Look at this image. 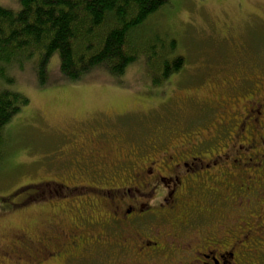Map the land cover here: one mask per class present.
<instances>
[{"label":"flooded vegetation","instance_id":"obj_1","mask_svg":"<svg viewBox=\"0 0 264 264\" xmlns=\"http://www.w3.org/2000/svg\"><path fill=\"white\" fill-rule=\"evenodd\" d=\"M232 37L219 57L231 70L203 79L214 103L201 104L200 125L59 142L62 179L35 190L71 192L72 208L53 206L35 237L9 232L0 264H67L91 251L115 264H264V45Z\"/></svg>","mask_w":264,"mask_h":264},{"label":"rangeland","instance_id":"obj_2","mask_svg":"<svg viewBox=\"0 0 264 264\" xmlns=\"http://www.w3.org/2000/svg\"><path fill=\"white\" fill-rule=\"evenodd\" d=\"M0 5L18 9L20 0H0ZM158 29L176 37V53L185 57L184 68L164 82L163 91L160 85L151 83L142 60L134 62L121 79L97 70L83 80L65 82L60 77L58 57L54 56L50 82L44 86L38 85L30 68L19 71L18 87L29 102L8 126L9 155H0V238L5 243L11 237H5L9 232H27L35 237L40 223L51 216L49 201L32 198L20 204V209L15 205L28 197L29 191L36 192L33 185L62 179L60 172L64 170L60 163L55 166L65 157L55 155L59 142L66 144L69 138L85 141L101 128L134 142L146 139L163 125L166 133L200 125L209 113L205 114L201 104L214 103L209 89L202 86L203 79H215L220 73L218 66L224 75L231 70V60H219L231 41L229 35L234 34L232 38L240 43L245 40L249 45H264V0H169L144 24L139 37L145 39ZM27 184L33 185L10 195ZM84 253L85 257L67 264L116 261L113 254L106 255L105 263L106 256Z\"/></svg>","mask_w":264,"mask_h":264},{"label":"trees","instance_id":"obj_3","mask_svg":"<svg viewBox=\"0 0 264 264\" xmlns=\"http://www.w3.org/2000/svg\"><path fill=\"white\" fill-rule=\"evenodd\" d=\"M168 2L20 0L18 9L0 5V155H9L8 126L29 102L18 87L19 71L30 68L38 85L44 86L50 82L54 56L58 57L60 77L65 82L83 80L97 70L121 79L134 62L142 60L151 83L165 90L164 84L170 81V76L184 68L185 57L176 53L178 40L159 29L153 35L147 34L145 39L139 35L144 24ZM32 185L17 188L10 195L22 193ZM29 192L28 197L16 202L17 209L32 198L49 201L50 214L54 212L53 206H57V215L60 212L64 215V211L70 212L72 208L66 203L73 199L71 192L62 193L53 187L42 195Z\"/></svg>","mask_w":264,"mask_h":264}]
</instances>
